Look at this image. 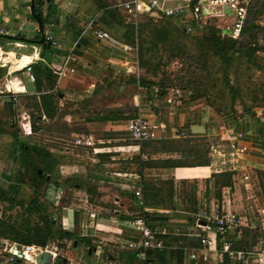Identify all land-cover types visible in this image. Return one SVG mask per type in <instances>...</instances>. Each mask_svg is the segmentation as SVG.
<instances>
[{"label": "rangeland", "instance_id": "rangeland-1", "mask_svg": "<svg viewBox=\"0 0 264 264\" xmlns=\"http://www.w3.org/2000/svg\"><path fill=\"white\" fill-rule=\"evenodd\" d=\"M178 1L182 2V0ZM248 2L247 18L243 23V27L246 26V33L235 41L234 53H229V48H223L221 51L214 46L218 38L216 31H221L222 28L232 24L233 18L230 14L206 19L201 26H197L189 20L182 24L179 19L150 17L144 13L138 17L135 25L131 16L125 12L118 11L117 8L106 10L99 17V22L109 27L114 36L125 38L126 42L132 43L133 35L138 34L137 61L134 59V63L131 62L133 66L131 72L119 76L110 69L106 60L112 55L121 57L117 51L111 52L91 46L93 55L98 57L93 58L89 54L75 52L74 49L73 54L81 57L82 61L72 64L75 74H67L64 77L62 80L64 87L58 89L53 97L52 102L56 107L53 119L36 118L40 111L34 106L38 102L34 97L17 96L13 101V97L8 96L16 104L14 111L18 113L11 116V119L0 114V127L7 126L8 133L20 130L17 138L31 148L35 167L19 168L23 182L21 184L14 182L6 193L11 196L12 202L0 201V219L13 228L12 235L0 237V264H4L3 260L8 257L4 249L8 250L11 246L21 244L15 237L21 239L25 234H32L35 229L43 230L45 221L48 223L52 221L55 224L53 228L55 231L68 232L64 229V226L66 227L64 218L72 213L75 229L69 233L73 234V238L66 240L58 236L59 238H48L46 241L45 245L56 255L52 264H72L74 262L72 259L80 264H109L107 259L112 255L117 257V264L126 262L144 264L135 256L134 251L128 249V242L119 235L121 233L112 230L117 227L125 229V225L114 222L110 218L113 216L111 212H106L104 218L95 220V223L104 226H100L101 231L96 232V238H92L94 243L81 238L77 228L80 220V212L77 210L84 204L91 209L93 205H105L99 201L100 196H107L110 199L128 197L129 211L133 214L126 219L132 221V218L142 212L133 193L135 191L141 193L144 201L162 204L161 207L168 211L147 213L148 225L166 229L167 235L163 237L166 244L164 262L183 264L182 249L198 246L187 235L196 231V222L204 211L208 213L207 206L212 196L217 199L219 194L220 198L217 202L221 204L223 194L228 195L225 188L231 185L230 173L212 175L213 184L210 187L207 181L201 179L181 184L173 202L171 199L173 194L170 193L172 182L149 181L150 178L144 177L143 170L154 165L155 162L150 161L152 157L160 162L158 168H161L162 164H169L171 157L176 158V156L181 157L176 158L180 160L178 164L181 165H215L219 170L236 166L239 157H227L221 154L222 146L225 144L221 136L223 125L239 122L244 117L252 118L253 114L264 111V0H248ZM58 13L60 15L61 12L57 11L56 14ZM108 13L113 14L114 17ZM28 16L20 35L29 37L33 35L32 33H38V25L36 21L31 20V14ZM76 20L71 14H63L61 23L56 21L55 17L46 23V29L52 34L60 50H65L64 53L80 33ZM182 25L186 30L181 28ZM34 28L37 29L36 32L33 31ZM252 32L254 35L250 37ZM220 37L228 38L222 35V31ZM245 43L254 44L257 51L250 56L242 52L238 53L237 50ZM20 51L31 53V48ZM117 65L123 66L120 63ZM55 80L57 81L56 76ZM25 81L28 82L27 79ZM72 82L75 85L81 84L85 88L90 86L94 93L86 92L81 97L77 90L69 88L73 86ZM142 83L146 87H142ZM0 91H3L2 87ZM138 92L142 96V113L143 111L155 113L159 121L168 124L162 134L163 139L143 143V153L134 152L133 148L119 150L116 153L119 159L111 162L106 157L108 155H98V151L94 149L136 145V142L124 131V125L137 114L133 107V97ZM168 99L179 102V105L171 109V105L166 102ZM151 101L157 102L155 108H152ZM26 114L29 118L25 116ZM180 114H185L182 127H179ZM107 115H112L115 123L120 125L118 131L109 133L103 131L104 127L102 122H98V118L104 121L103 118L105 119ZM24 117H26L25 121ZM28 121L31 126L29 136L22 130V124ZM193 123L208 127L209 133L191 135L189 125ZM172 128H175V131H171ZM84 137H91L92 147L85 149L75 145L77 139H85ZM38 150L52 154L57 164L53 174L50 175L43 169L35 158L34 153ZM19 153L17 148V154ZM126 157L127 159H124ZM95 158L101 163L95 161ZM219 161L223 162L221 166L224 167L220 168ZM109 162L115 165L111 167ZM102 164H108L110 167L105 168ZM172 164L174 166L175 162ZM36 170L41 172L38 175L39 179L35 178ZM100 173L108 175L104 177L100 176ZM257 175L260 186L252 188L251 191L254 194L261 192L264 197V174ZM242 195L244 208L248 204L253 207L250 211L253 229H244L242 234L235 237L231 234L225 236L224 240L232 242L235 250L236 248L248 250V247L263 235L258 227L257 210L264 207V201H257L255 207L251 200L247 201L245 191ZM85 200L89 202L86 204ZM162 201L163 203H160ZM239 212L243 213L244 209H240ZM91 217H94L93 214ZM7 229L8 227L5 228ZM237 237L240 239H234ZM113 239H117V242L122 244L120 246H124L122 251L115 252L111 248L109 240ZM75 242L78 244L74 245ZM96 246L101 248L99 255L93 254ZM124 251H126L123 253L127 255L126 259L120 255ZM170 252L172 254L169 257ZM149 257L154 258V262L159 261L158 256L152 254V256L148 255L146 264L153 262L149 261ZM234 257H236L235 253L231 258L228 255V261L232 260L233 264H250ZM216 258L219 263H216V259L208 258L212 263L200 260L194 264H226L224 258L222 261L219 257Z\"/></svg>", "mask_w": 264, "mask_h": 264}, {"label": "crops", "instance_id": "crops-1", "mask_svg": "<svg viewBox=\"0 0 264 264\" xmlns=\"http://www.w3.org/2000/svg\"><path fill=\"white\" fill-rule=\"evenodd\" d=\"M42 2L43 4V14H47L48 12H50V10L55 9L56 13L61 12L65 15H73L74 18H76L77 20V24H78V29L80 30V33L78 35V37L74 40V42L72 43L71 47L68 48V50L64 53V49H62V51L60 50V46L58 45V47H56V49L59 51H61V54H57V53H52L50 52H44L42 51L41 47L36 44V43H31L28 41H31L33 39H35L36 34L32 33V36H24V35H20L21 32H23L24 30V26H25V21H27V17H29L28 15H30V0H0V28L2 30H4L5 32H8V34H0V68H5L6 73L3 81V78L0 79V85H4L7 80L9 79H14L16 78L17 81H12L11 85H8V89L13 91V93L16 92V90H18L20 92V94H18L17 96L20 97H35L36 100H39L38 96L39 93L36 90V86L35 83H32L29 81L28 77H27V71L25 68L22 67H17L19 66V63H23L28 61L27 63L30 62V60H32L33 63H42L45 66H47L52 73L54 74L53 70H57L62 66V62L63 59L69 54L70 50L73 48V46L75 45V52L78 51L80 53H85V54H89V56H93V58H98L95 57L92 53L93 48L91 46H95V47H101L102 49H106L108 51H117L119 52V54L121 55V57H117V56H110L106 62L109 63L110 65V69L113 72H117L119 74V76H122L123 74H127L129 72H131L133 66H131V62L134 63V59L132 55H125L123 54L120 50L118 49H112L109 48L108 46H106L105 44H101L98 43L97 41H95L91 35H87L85 36L83 39H79L81 32L83 30V28L85 27V25L91 20V19H95V24L94 26L97 29L100 30H104L107 31L108 33H110L114 38H116L119 42H123L124 43V38L122 37H118V36H114L112 30L109 27H106L104 25H102L99 22V17L101 16V14L108 9H115L117 8V6L122 3L125 2L127 0H37V2ZM144 1H148V0H144ZM183 1V0H182ZM183 2H179L178 0H168V2L165 4V7L167 8H171V7H175L177 5L182 4ZM52 6V7H51ZM54 7V8H53ZM119 10V9H118ZM119 11H123V10H119ZM124 12V11H123ZM30 13V14H29ZM59 15L56 14V21H62L63 19V14ZM189 19V18H188ZM34 32L37 31L36 28H34L33 30ZM45 31H48L45 27ZM51 34V33H50ZM52 36V34H51ZM17 37H20L24 40H27V38L29 39L28 41H22V40H18ZM53 37V36H52ZM5 38V40H3ZM13 38V39H11ZM15 38V39H14ZM54 38V37H53ZM31 39V40H30ZM10 47L9 49H7L6 47ZM13 47V49H12ZM15 48V49H14ZM26 48H31V53H25L20 51L21 49H26ZM74 55V54H73ZM75 58V64L78 63V61H82V58L79 57L78 55H74ZM25 60V61H24ZM100 60H102L100 58ZM132 60V61H131ZM103 61V60H102ZM18 63V64H17ZM120 63L123 67L126 69V72H121V71H114L113 67L114 66H118L117 64ZM30 64V65H31ZM98 65V64H97ZM76 66V65H75ZM17 67V68H16ZM23 68V69H22ZM9 69H11V71H13L14 73L12 75H7L9 73ZM11 73V72H10ZM19 75H14V74H18ZM68 75H73L75 74V68H74V72L73 73H66L65 76L62 77H58L57 75V81H56V88L61 89L62 87H64V83H62V80H64V77H66ZM70 78V77H68ZM25 79L28 80L25 81ZM76 81V79H73V81ZM21 83L19 86L18 83ZM73 86H69L70 89H74L77 90L78 94L83 97L85 95L86 92L91 91L90 86L88 88H85V86L81 85V84H77L75 85V83H73ZM2 87V86H0ZM22 87H24V89H22ZM85 88V89H83ZM87 90V91H86ZM93 92V89L91 91ZM50 93V92H48ZM91 93V94H92ZM141 95V93H140ZM16 96V97H17ZM16 97L13 98L12 100L15 101ZM142 97V96H141ZM12 100L6 96H2L0 95V114H3L4 116H7L8 118L11 119V116H14V114H17L18 112L14 111L16 108V104H14L12 102ZM134 100V97H133ZM154 100H158V99H154ZM150 104L152 105V108H155L157 105V102L155 101H151ZM166 108V106H165ZM169 110V108H168ZM146 117H148L151 121L160 124L163 128L166 129V127L168 126V124L166 123H162L161 121H159L158 116H155V113H146V111H143ZM26 117L29 118V116L26 114ZM180 124L179 127L183 126V122H185V114H180ZM26 117L23 118L26 119ZM98 122H102V126L104 127L103 131L106 132H115L118 131L120 125L118 126L115 122V118L112 115H107V117L103 120L104 121H100V117L98 118ZM5 120V119H3ZM127 122V121H126ZM1 125V124H0ZM196 125V123H193L191 125H189V129L191 126ZM125 129L124 131L126 132V123L124 125ZM206 128V132L209 133L210 129L208 127ZM164 129V130H165ZM229 129V130H234L236 132H240L244 135V144L247 146L248 151L240 156V159L237 160V164L236 166H232V168L230 169H222L219 170L215 165H209V166H190V165H181L178 164V161L180 160H176L181 158L180 156H176V158L171 157L172 160H170L169 164H162L163 166L161 168H158V165H160V162L158 161V159H156L155 157H152L150 159V161L155 162L153 166H150L146 169L143 170V175L144 177L150 178L148 179L149 181H156L159 183L162 182H172V191H170L171 194H173L171 197V199L173 200V202L176 200V192L177 189L180 190V186L181 184L185 183V182H190V181H194V180H204L208 182V186L210 187L211 184H213L211 182V177L212 175L215 174H219V173H226L229 172L231 175V185L230 187H226L225 190L228 193V195H224L223 194V200L221 201V204H219L217 202V199L215 196H212L210 201H209V205L207 206L208 208V213L211 214H221L223 212H234L237 213L238 215H240V217H242L243 221V227H241L238 231L232 233L231 235H233V237L242 234V230L243 229H253L252 228V223H251V216H250V211L252 210V205L248 204L246 206V208H244V198L242 195V192L245 191L246 193V199L247 201H252L254 203V206L257 207V201H264V197L262 195V193H256L254 194L252 190V188H255L256 186H260L259 183V178H258V173H263L264 174V111H261L259 113L253 114V117H244L241 120H239V122H234V123H227L223 125V130ZM4 131V132H3ZM20 131V130H19ZM18 130H15L14 133H8L7 132V126H3L0 127V184L2 185L0 187V189L4 192H8L11 189V185L14 182H17L18 184H21V174H20V170H18L19 168H21L23 166V162H22V158L20 156V153L17 154V148L19 150V143L20 140H18L17 138V134L19 132ZM171 131H175V128L171 129ZM127 133V132H126ZM164 133V132H163ZM221 133V136H222ZM128 134V133H127ZM27 136L31 135V134H25ZM192 135V134H191ZM83 137V136H81ZM175 137V136H174ZM177 138L179 136H176ZM192 137V136H191ZM87 139L91 140V137H85ZM163 139V136L162 138ZM160 139V140H161ZM104 141V140H101ZM107 142L109 141L106 140ZM225 142H223L224 144ZM226 144V143H225ZM224 144V145H225ZM126 148H133L134 152H138L140 153V148H138L136 145L134 146H122V145H117V146H106L103 147L101 149H94L95 151H98V155L104 154V155H108L106 157H108V159L111 162L116 161V159H119V157L116 155V153H118L119 150L123 151ZM86 149V148H85ZM218 153V152H216ZM147 156V155H146ZM225 156H229V153H226ZM130 160L132 159L130 156L128 157ZM218 158V157H217ZM82 160H85L84 158H81ZM95 161H98L99 163L100 160L98 158H95ZM124 159H127L124 158ZM148 159V157H147ZM221 159V158H218ZM163 161V159H162ZM173 162H175V165L173 166ZM220 162V161H219ZM162 163V162H161ZM222 161L220 162V168L224 167L221 166L222 165ZM226 163V162H224ZM14 164V165H13ZM105 168L107 167H112L113 163L109 162L108 164H102ZM172 166V167H171ZM156 167V168H153ZM218 169V170H217ZM248 173H247V171ZM97 174V173H96ZM107 173L103 174L100 173V176H104L107 177ZM112 175V174H111ZM247 177V180H244V177ZM20 181V182H19ZM223 190V191H225ZM225 192V193H226ZM135 193V192H133ZM224 193V192H223ZM87 198V196H85ZM137 199V198H136ZM99 201H101V203L105 204V205H93L91 207H93V209L91 208H87L86 205L84 204V206H82L79 210H77L78 212H80L79 216H80V220L77 224V228L79 230L80 233V237L83 238L86 241H90L92 243H94V241L92 240V238H96V232L101 231L99 229L100 226H104L99 224L98 222L95 223V220H99V218H104L103 216L106 214V212H111L113 214V216H110V218L116 222V223H123V225H125V229H122L120 227L117 228H112L113 231H116V233H121L119 235H121L122 237H124L126 239L127 242L133 241V239H135L136 237H138L137 235V230L133 228L132 221H128L126 219L127 216L132 215V211H129L128 207V203H129V198L128 197H116L114 199H110L107 196H100ZM86 204L89 202V200H85ZM162 204H160V206H157L155 208H146L147 209V213H151V212H168L167 210L163 209L161 207ZM89 206V205H88ZM95 206V207H94ZM137 208V206H136ZM240 209H244V212L240 213ZM263 208L258 209L259 210H263ZM69 211V210H68ZM105 213V214H104ZM93 214L94 217H91ZM128 218V217H127ZM66 224V227L64 226V229L68 232H72L75 229V222L73 219V213L72 214H67V218H64V225ZM155 229L161 233L162 235L160 236V239L163 241L164 245L165 244V240L162 239L164 236H166V229L164 228H157L155 227ZM193 230V229H192ZM112 233V232H111ZM114 233V232H113ZM192 233H190L189 235H191ZM189 235H187V237H189L193 242L194 239L191 238ZM230 235V234H229ZM264 235H262L261 237H259L257 239V243H256V248L259 247V243L260 240ZM211 239L214 240L215 242L210 245V249L204 253H200L197 254V260L194 263H198L200 260L207 262L208 258L210 259H218L216 257H219L220 260H223V255L227 254L224 246L225 244L229 245V247L231 246L232 242H227L224 240V238H216L214 239L213 235H210ZM234 239H240V237L234 238ZM111 243V248H113L115 250V252L117 251H122L124 246H120L122 244H119L117 242V239H113V240H109ZM78 244V242H76ZM78 246V245H77ZM199 247V245L197 246V248ZM254 247V248H255ZM196 247H186L184 249H194ZM218 248L220 249V251H218ZM101 248L96 246V248H94L93 254L94 255H99L101 250ZM184 249L183 250V264H194L188 261L187 258V254H184ZM222 250V251H221ZM90 252V249L88 250ZM164 251V250H163ZM88 252V253H89ZM126 251L121 252L120 255H123V259H126ZM170 254V253H169ZM152 256V255H151ZM231 258V256H230ZM236 258V257H234ZM117 257L112 255L109 256L107 260H109L108 262H116ZM152 260L153 262H151V264H159L158 261L155 260L154 262V258L149 257V261ZM72 261L75 262L74 259H72ZM232 260H230L231 262ZM250 262V264H255L253 263L251 260L248 261ZM77 263V262H76ZM169 263V262H168ZM208 263H212V260H209ZM216 263H219V260H217ZM247 263V262H246ZM80 264V263H79ZM226 264H233L231 263H226Z\"/></svg>", "mask_w": 264, "mask_h": 264}, {"label": "built area", "instance_id": "built-area-1", "mask_svg": "<svg viewBox=\"0 0 264 264\" xmlns=\"http://www.w3.org/2000/svg\"><path fill=\"white\" fill-rule=\"evenodd\" d=\"M167 2L168 0H127L120 3L117 6V9L128 13L133 19L135 25L137 24L138 17L144 13L148 14L150 17L179 18L182 24H185V22L189 20L197 26H201L206 19L220 18L224 17L226 14H230L232 15L233 22L230 26L222 28V35L233 40H239L243 29V23L247 18V7L249 5L248 0H183L182 4L167 8L165 7ZM94 24L95 19L93 18L85 25L79 39L91 35L98 43L105 44L112 49H118L125 55H132L137 61V40L134 45L119 42L107 31L97 29ZM188 29L189 28H187V30ZM0 34H8V32H5L0 28ZM43 39H45L46 42H50L52 47H58L57 42L48 31L44 32ZM74 49L75 45L73 46V49L70 50L69 54L63 59L62 66L57 70H53L54 74L59 78L65 76L67 72H74V68L72 67V64L75 63L73 55ZM32 62L33 61L30 60V62L24 65L23 68L27 71L29 81L34 83L35 78L30 71V64ZM13 73L14 72L9 69L7 75L10 76ZM13 80L17 81L16 78L9 79L4 85H2L3 91H0V95L13 98L18 95L8 89V85H11ZM18 84L21 86L20 82ZM22 89H24V87H22ZM166 102L171 105V109H173L174 106L179 105V102H175L172 99H168ZM133 107L136 109L137 114L126 122V132L130 138L136 142V146L139 148L143 143L160 140L165 128L160 124L151 121L148 117L142 114L141 95L139 92L134 96ZM25 120L26 119H24V121ZM22 130L25 134H31L29 121L22 124ZM222 139L223 142L226 143L221 149V154L223 156H225L226 153H229L230 157L240 158V156L248 151L247 146L244 144V135L240 132L226 129L222 133ZM75 145L82 148H90L93 146V143L90 139L81 138L75 141ZM211 148L214 151V148ZM142 157L144 158V156ZM244 180H247L246 176L244 177ZM134 194L142 212L135 216L132 222L133 228L138 231V237L133 239V241L128 242L127 247L137 254V258L140 261L146 262L148 261L149 252L162 251L165 249V245L160 239L162 234L156 229L150 228L147 223V219L144 215V213L147 212V209L144 206V200L141 193L135 191ZM257 213L259 215L258 227L260 232L264 235V209L259 210ZM242 219L243 218L240 217V215L234 212H223L215 215L204 211L203 215H201L200 219L196 222V231L189 235L197 241L199 247L194 249H184V254H187L188 261L194 263L197 260V254H202L210 249L212 242H215L211 239L210 235H213L214 239H222L243 227ZM229 248V245L225 244L224 249L230 257L234 252H231ZM4 252L8 254V257L3 260L4 264H38L37 259L43 258L45 253H49L51 264L56 258V255L49 250L47 245H14L8 250L4 249ZM235 255L240 261H243V263L251 260L255 264H264V238L260 240L258 248L255 247L251 251L244 253L238 252L235 253ZM72 264L79 263L72 262ZM109 264L117 263L112 261L109 262Z\"/></svg>", "mask_w": 264, "mask_h": 264}, {"label": "trees", "instance_id": "trees-1", "mask_svg": "<svg viewBox=\"0 0 264 264\" xmlns=\"http://www.w3.org/2000/svg\"><path fill=\"white\" fill-rule=\"evenodd\" d=\"M43 4L44 3L40 2V1L37 2V0H35L34 13H35L36 17L38 19H40V21H41L42 31H39V29H38L37 36L35 37V39H33L31 41L24 40L22 38H17V39L22 40V41H28L31 43H36L41 47L42 51H44V52H50L51 51L52 53L61 54L62 53L61 51L56 50V48L52 47L50 42H46L45 39H43L39 43V41L44 37L46 23H48L52 18H54V17L56 18L55 9L50 10V12H48L46 15L43 14V9H42ZM108 10H110V9H108ZM126 14H128V13H126ZM108 15L113 16V14H111V13H108ZM162 18L171 19V20L179 19V18H167V17H162ZM31 20L35 22V19L32 17V15H31ZM56 20H57V18H56ZM126 24H127V22H126ZM131 26H133L132 23H131ZM181 28H183V30H185L183 25ZM136 29H138V28H136ZM245 33H246V26H244L242 29L241 37ZM220 34H221V31L217 30L216 35L218 38H217L214 46L217 47V49H221V51H223V48L224 49L229 48V50H228L229 53L230 52L234 53L235 41H237V40H233L230 38H221ZM253 35H254V32H252L250 34V37H253ZM11 39H13V38H11ZM136 40H137V47H139V40H138V34L137 33L135 35H133V40H132L133 42L132 43L126 42L125 38H124V43H127L129 45L130 44L134 45ZM256 51L257 50L254 47V44L251 45V44H247V43H245L239 50H237L238 53L242 52L243 54H246L249 56L254 54ZM137 55H138V51H137ZM228 62H230V60ZM30 71H31V74L35 78L34 83L36 86V90L39 93V96H38L39 100H36L38 102H36L34 104L35 108L39 109V111H40V114L36 118L37 119H45V118L53 119L55 116L56 107L54 106L52 100L58 91L56 88L55 75L52 73V71L47 66H45L44 64H42L40 62L36 63V64L35 63L31 64L30 65ZM5 73H6V69L0 68V79H2L5 76ZM142 87H146L145 84L142 83ZM48 92H50V93H48ZM162 93L164 94L163 90H162ZM189 131H190V129H189ZM18 147H19V151H20V156L22 158L23 166L26 168L29 167V168L33 169L35 167V163H34V160L32 157L33 153L31 151V148L28 146L27 143H23V142H20ZM139 148H140V152L143 153V144H141ZM34 155H35V158L42 165L43 169H45L50 175L55 172L57 164H56L55 160L53 159V156L50 152H47L45 150H38L36 153H34ZM197 166H206V165H197ZM39 172H40V170H36V175H35L36 179H39V176H38ZM20 181H21V183L23 182L22 178L20 179ZM56 182H57V180H56ZM57 184H59V183L57 182ZM6 193L7 192H4L0 189V201H5V202L11 203L12 202L11 196H9V194H6ZM219 198H220V195L218 194L217 199H219ZM143 200H144V198H143ZM160 203H163V201ZM144 206L146 208H155L157 206H160V204L159 203H153L152 204L149 202V200H145ZM34 207H35V205H34ZM146 214H147V212L144 213V215L147 219ZM147 223H148V219H147ZM54 226H55V224L52 221H50V223L45 221L43 230L35 229L32 232V234L29 233V234L23 235L22 236L23 239L22 238L19 239L17 237H15V238L19 241V243L22 244V246H27V245L45 246L48 238H59L60 236H62L66 240L73 238V234H71L69 232L55 231L53 229ZM7 227H8V229L5 230V228H7ZM9 227L10 226L5 221L0 219V237L10 236L13 234L12 233L13 228L12 227L9 228ZM149 227L152 229H155V226L149 225ZM243 230H242V232H243ZM6 231H9V232H6ZM75 241H76V239H75ZM195 243H197V241H195ZM256 243H257V240L254 241L248 247L249 248L248 250H241V248H236V250H235L233 248V246H234L233 244H231L229 249L231 252H234V253H238V252L244 253L247 251H251L256 246ZM182 253H183V250H182ZM152 254H155L156 256H158V258H159L158 262L160 264H167V261L164 262V259L166 258V256H165V252L163 250L162 251H152V252H149L148 255L150 256ZM170 254H172V252H170ZM170 254H169V257H170ZM180 255H181V253H180ZM135 256L137 257V254ZM223 257H224L225 263H230V261H228V254H224ZM146 263L147 262H144V264H146ZM15 264H17V263H15ZM125 264H130V263L126 262ZM150 264H151V262H150Z\"/></svg>", "mask_w": 264, "mask_h": 264}, {"label": "water", "instance_id": "water-1", "mask_svg": "<svg viewBox=\"0 0 264 264\" xmlns=\"http://www.w3.org/2000/svg\"><path fill=\"white\" fill-rule=\"evenodd\" d=\"M34 6H35V0H30V7H29V10H30V13L32 15V17L35 19V21L37 22V25H38V29L39 31H42V24H41V21L40 19H38L34 13ZM43 40V38L39 41V43ZM113 70L114 71H121V72H126V69L123 68V67H120V66H114L113 67ZM190 133L192 135H195V134H205L206 133V128L205 126H202V125H193L190 127ZM41 172H39L40 174ZM47 180H49V178L47 177ZM76 245V242L75 244ZM16 254V253H14ZM37 263L38 264H51V260H50V255L49 253H45L43 255V258H38L37 259Z\"/></svg>", "mask_w": 264, "mask_h": 264}, {"label": "bare ground", "instance_id": "bare-ground-1", "mask_svg": "<svg viewBox=\"0 0 264 264\" xmlns=\"http://www.w3.org/2000/svg\"><path fill=\"white\" fill-rule=\"evenodd\" d=\"M24 61H25V60H24ZM27 62H28V61L23 62V63H19V66H17V67H22V66L26 65ZM17 64H18V63H17ZM17 67H16V68H17ZM14 94H20V92H19L18 90H16V92H15Z\"/></svg>", "mask_w": 264, "mask_h": 264}]
</instances>
